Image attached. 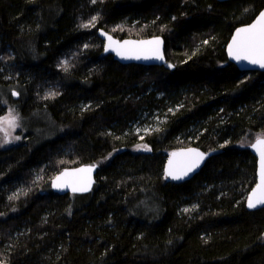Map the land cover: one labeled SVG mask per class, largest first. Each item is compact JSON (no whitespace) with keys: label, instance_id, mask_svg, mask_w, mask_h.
I'll list each match as a JSON object with an SVG mask.
<instances>
[{"label":"trees","instance_id":"16d2710c","mask_svg":"<svg viewBox=\"0 0 264 264\" xmlns=\"http://www.w3.org/2000/svg\"><path fill=\"white\" fill-rule=\"evenodd\" d=\"M263 7L0 0V117L45 124H23L8 143L0 132V264H264V208L246 207L256 182L249 145L264 136V71H242L226 54L234 28ZM99 28L162 35L167 64L117 61ZM147 116L153 127L141 134L135 125ZM189 145L211 155L174 180L167 160ZM82 163H98L94 189L53 192L51 178Z\"/></svg>","mask_w":264,"mask_h":264},{"label":"snow or ice","instance_id":"6c2138e0","mask_svg":"<svg viewBox=\"0 0 264 264\" xmlns=\"http://www.w3.org/2000/svg\"><path fill=\"white\" fill-rule=\"evenodd\" d=\"M84 27H88V25H84ZM108 40L109 48H112L113 44H117L110 36ZM162 43L159 38L138 42L125 41L122 45L117 44L114 50L117 52V55L124 59L163 60L164 57L161 52ZM228 52L237 61H247L252 65L264 68V12H261L251 25L236 30L235 36L228 47ZM17 119L12 111H9L8 115L0 117V132L4 134L5 143L9 142L10 130H14L18 126ZM16 139H19V137H16ZM140 147L145 151L150 150L146 145H141ZM252 147L260 153V183L256 185L255 189L247 197V206L249 208H256L258 205H264V138L258 137ZM172 156L189 157L180 168L175 167L173 161H169L167 176H170L174 180H180L188 175L189 172L199 167V164L204 159V154L195 149H189L187 153H173ZM94 168L95 165H92L74 171H64L54 179L52 186L58 189L71 188L73 192L89 191L92 183L90 174ZM83 173L88 174L87 179L81 175Z\"/></svg>","mask_w":264,"mask_h":264},{"label":"water","instance_id":"95a60500","mask_svg":"<svg viewBox=\"0 0 264 264\" xmlns=\"http://www.w3.org/2000/svg\"><path fill=\"white\" fill-rule=\"evenodd\" d=\"M219 1H224V0H219ZM261 12H264V7L257 13V15L248 23H244V24H240L238 26H236L226 44V54L228 56V59L234 63L240 70L242 71H253V70H257V71H264V68L259 67L258 65H252L250 63H248L247 61H237L235 59H233L228 52V47L232 42V38L235 36L236 30L242 27H247L249 25H251L252 23L255 22L256 18L259 16V14ZM97 35L98 37L103 41L104 43V52L105 53H111L114 58L124 64H128V63H138V64H143V65H158V66H163L165 64H167L168 60H167V55H166V48H165V39L162 35L157 34V35H151V36H147V37H117L115 36L113 33H111L110 31L104 29V28H99L97 30ZM111 37L113 41L117 42V44H123L125 41H133V42H138V41H148V40H153L155 38H159L163 43L161 45V52L163 54V60H157V59H124L121 56L117 55V52L114 50L117 47V44H113L112 48H109V40L108 37ZM107 49V50H106ZM259 138H264V136H258ZM256 137L249 145V149L251 151V153L256 157V182L253 185V187L250 189V191L248 192L247 196H246V207L249 210H257L260 208H264V205H258L256 208H249L247 206V197L250 195V193L252 192L253 189H255L256 185L260 183V153L254 148L252 147L253 144H255L257 138ZM189 149H195L196 151L203 153L204 154V159L201 161V163L199 164V167L195 168L193 171L189 172L188 175L184 176L182 179V181L184 180H189L190 178H192L196 173H198L201 168L204 166V164L206 163L208 157L211 155V153H207L206 151L202 150L201 148H199L198 146L195 145H189V146H183L180 148H177L175 150L172 151L171 155L169 156V159L167 160V163L165 165L166 170H168L169 167V161H173L174 162V166L177 168H180L183 166V163L187 161V159L189 157L187 156H177V157H173L172 154L173 153H187ZM95 165V168L93 169V171L91 172L90 176H91V187L89 191L86 192H73L71 190V188H64V189H58L53 187V181L54 179L59 176L62 172L64 171H74L76 169L79 168H86L88 166H92ZM98 163H82L79 165H75V166H66L63 169H61L59 172H57L50 181V187L53 190V192L64 195V194H87L90 193L93 189L94 186L96 184V179H97V172H98ZM85 179H87L88 174L87 173H83L81 174Z\"/></svg>","mask_w":264,"mask_h":264},{"label":"rangeland","instance_id":"374dc122","mask_svg":"<svg viewBox=\"0 0 264 264\" xmlns=\"http://www.w3.org/2000/svg\"><path fill=\"white\" fill-rule=\"evenodd\" d=\"M16 91H17V89H15L14 87L11 88L12 94H16ZM1 93L4 95L7 94L6 89H1ZM7 107H8V109L11 110V108H13V104L11 102H9V104H7ZM8 113H6L3 116L8 115ZM13 115L18 118L17 119L18 126L14 130H10V137L14 138L17 136L19 131H23V128H25L23 124H25L26 126L27 125L34 126V127H36L35 129H37L39 132L45 128L44 121H42L44 119H42V117L39 115H33L31 117H26V118H24V117L22 118L19 115V113H17V112L13 113ZM153 120H154V117H152V116L144 117V120L142 122H137V124L135 125V126H137V131L138 132L141 131V134L142 133L144 134L146 131L150 130L151 127H153ZM140 146L141 145L138 146V150L142 149V147H140Z\"/></svg>","mask_w":264,"mask_h":264}]
</instances>
